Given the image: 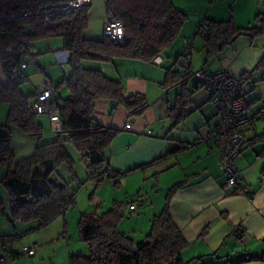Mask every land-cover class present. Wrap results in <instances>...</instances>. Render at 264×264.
Wrapping results in <instances>:
<instances>
[{
	"label": "trees",
	"instance_id": "16d2710c",
	"mask_svg": "<svg viewBox=\"0 0 264 264\" xmlns=\"http://www.w3.org/2000/svg\"><path fill=\"white\" fill-rule=\"evenodd\" d=\"M65 1L68 0H0V54L8 77V82L0 85V98L9 104L7 119L0 124V169L7 168L0 177V183L10 194L11 222L38 221V228L49 226L59 216L65 215L67 208L76 204L77 191L70 183L61 184L52 179L65 163L73 171L74 159L68 144L76 148L85 163L87 181H93L97 186L107 181L118 185L120 174L110 165L105 150L120 130L96 122V101L109 98L115 104L124 106L130 116L142 115L150 105L145 93L126 94L121 80L109 77L100 68L86 66L85 62H114L123 58L155 63V58L174 44L188 19L173 0H108V17L121 20L125 27L126 41L117 44L105 33L100 39L85 37L92 0L90 5L76 13H54L52 6ZM256 18L260 26L246 28L239 27L233 16L223 21L203 19L205 24L201 21L200 25L204 26L205 33L200 35L205 40L208 53L218 52L239 34L264 33V13ZM55 36L63 37L62 49L69 54L71 69V75L55 86L62 129L55 140L38 144L32 155L15 161L12 127L18 126L25 133L41 137L43 124L37 117L39 114L29 111L30 93L21 89L27 80L25 75L15 78L12 73V68L25 59V54L18 52L14 46L23 39L33 42L34 39ZM262 66L264 58L257 68ZM191 77L190 72L168 68L166 79L161 83L167 88L182 87L175 102L168 108L172 129L190 114L188 106L192 93L188 85ZM198 85L201 84L198 82ZM63 88H67L69 94L63 95L60 91ZM261 139L264 140V134ZM165 157L161 156L142 167L156 164ZM182 184L179 182L169 189L163 210L154 216L151 230L143 240L138 241L119 230L118 221L122 213L117 201L108 211L95 216L82 215L79 237L89 244L90 253L71 255L69 264H188L182 256L188 242L170 213V200ZM3 210L4 202L0 198V213ZM16 253L14 250L12 256ZM18 254L22 255L20 250ZM254 258L264 260V254L250 259Z\"/></svg>",
	"mask_w": 264,
	"mask_h": 264
},
{
	"label": "crops",
	"instance_id": "0c3cea01",
	"mask_svg": "<svg viewBox=\"0 0 264 264\" xmlns=\"http://www.w3.org/2000/svg\"><path fill=\"white\" fill-rule=\"evenodd\" d=\"M173 2L179 10L187 13L176 1ZM214 6L203 17L199 9L194 8L193 11L199 13H195L197 15L194 18L188 17L174 44L160 56L163 59L161 65L147 62L149 64L147 66L142 65L144 62L140 60L123 58H118L114 62L86 61L89 67L100 68L109 77L121 80L126 94L145 93L150 103L142 115L130 116L124 106L115 104L109 98H99L96 101L94 116L97 123L120 130L105 150L110 165L120 174L117 179L118 186L128 188L129 192L139 191L152 177L158 182L164 177L169 178L172 181L170 188L179 182L183 183L170 200V213L188 242V246L182 252L188 264H264L262 259H250L264 254V140L261 139L264 134V117H257L248 128L250 143L236 160L238 173L250 186L251 195L237 192L226 195L222 190L226 178L220 158L222 143L214 139L205 140L207 133L218 123L212 102V89L198 85L197 80L191 77L188 85L189 92L192 93L188 106L190 114L172 129L168 108L173 105L182 87L161 86L166 79L168 68L183 70L188 66L190 69H205L212 73L229 70L244 77L242 94L254 110L259 111L264 107V66L257 68L264 58V33L239 34L221 50L209 54L204 38L197 34L201 21L205 18L215 21L231 18L229 14L226 16L221 14ZM213 8L216 11H212ZM231 11L239 27L260 26V23L253 22V18L244 26L236 12ZM186 40L193 42L190 62H187L185 57ZM43 42H45L41 43L43 49L48 51V56H53L51 63L55 60L60 65L41 64L37 56L41 52V45L38 48L33 45L29 54L35 57L36 62L29 64L23 73L27 79L24 83L26 87L24 92L27 94L46 80H50L56 86L71 75L70 66H67L68 62L65 61L66 56L62 49L63 42L62 44ZM7 82L8 77L0 57V85ZM173 88H176L174 95L170 93ZM60 91L63 95L69 94L67 88ZM8 111L9 104L0 98V124L6 121ZM39 115H44L49 123L51 122L48 115ZM51 126L52 122L50 132L46 135V142L55 140L57 133L62 129L61 127L56 132ZM164 155L166 157L162 161L142 167ZM94 203L99 204V208L102 206L101 194L94 196ZM150 207L151 209L145 210V213L148 212L144 220L152 223L157 213L154 204ZM64 223L66 224V219ZM18 224L12 223L15 227L14 233L10 232L9 228L0 232L3 233L0 236H14L26 229L24 226L19 227ZM47 231L38 235L36 232L33 236L37 238H33V241L38 239L45 245L55 240V238L46 240L45 237L49 234ZM22 239L24 238L20 241ZM73 249L71 247L72 254L79 253ZM15 250L17 253L10 257L12 259L21 256L18 254L20 247H15ZM35 263L43 264L44 261L36 260Z\"/></svg>",
	"mask_w": 264,
	"mask_h": 264
},
{
	"label": "rangeland",
	"instance_id": "374dc122",
	"mask_svg": "<svg viewBox=\"0 0 264 264\" xmlns=\"http://www.w3.org/2000/svg\"><path fill=\"white\" fill-rule=\"evenodd\" d=\"M176 1L179 6L185 9L189 17H196L195 13H202V17L208 14V11L212 6L215 7L217 11L226 16L229 14V17L232 16V11L236 12L237 16L240 19L241 24L244 26L249 24V20L253 22H258L256 15L260 12H264V0H173ZM185 2V3H184ZM188 2V3H187ZM198 8L199 12H194V8ZM213 8L212 11L215 10ZM215 10V11H216ZM231 13V14H230ZM223 16V15H220ZM107 10H106V0H92V5L90 6V23L88 29L85 31L84 35L87 38L100 39L104 35V23L107 19ZM237 23V22H236ZM238 25V24H237ZM239 26V25H238ZM198 30V29H197ZM198 34V33H197ZM198 36H201L198 34ZM43 41H49L53 44H62L63 37L55 36L50 38H38L34 39L32 44L38 48ZM42 48V49H41ZM34 49V48H33ZM36 50V49H35ZM40 54L37 56L40 58L41 64H47V66H52L51 64H57L55 60L54 63H51V58L53 56H48V51L43 49V45L40 46ZM32 52H34L32 50ZM54 53V51H52ZM51 52V53H52ZM1 57V54H0ZM25 59L34 60L31 64L35 63L36 59L31 54H25ZM50 59V60H49ZM141 61V60H140ZM142 65L149 66L150 63L147 61ZM146 62V63H145ZM86 65V62H85ZM36 66V65H34ZM44 66V65H43ZM67 66H69L67 64ZM89 66V65H86ZM62 73V71H61ZM194 77V76H193ZM193 77L191 79H193ZM195 78V77H194ZM24 83L21 85L22 91H25ZM65 90V89H64ZM173 90V91H172ZM170 93L175 94L176 88H173ZM65 93V92H64ZM39 121L43 123V134L41 137L25 133L18 126L12 127V148L14 153L15 161H19L23 158H26L34 152L35 148L40 143L46 142V135L50 132V124L48 119L44 115L37 116ZM7 119V118H6ZM52 127V126H51ZM68 150L70 151L74 159V168L73 171L68 164H63L58 168V171L53 174L52 179L57 180L59 183L69 182L72 189L76 190V204L74 207L65 214L59 216L49 227L38 228V221H33L29 223H19L18 226H24L28 233L23 235L21 238H24L20 241L21 238L16 242L15 247H20L33 244L35 242L43 245L38 248V252L35 255L27 256L21 255L18 258L12 259L9 258L7 261L1 264H34L36 260L44 261L43 264H69L71 255H89L90 247L89 244L79 237V220L82 215L95 216L96 213H102L110 210L114 202L117 201L121 206L120 210L122 216L118 221V228L120 231L127 232L129 235L134 237L136 240H143L146 235L150 232L152 223L150 221H145V210L151 209V205H155L156 213L159 214L162 211V206H164L165 198L168 195L169 188L172 186L170 179L164 177L161 182L156 181L153 177L146 183L145 187H142L139 191L129 192L128 188H121L118 185H115L114 182H104L100 186L93 181H87V167L85 163L81 160L76 148L72 144L67 145ZM6 167L0 169V177L6 172ZM3 174V175H2ZM171 184V185H170ZM174 184V183H173ZM102 195V206L98 208V205L94 203V195ZM0 198L4 202V210L0 213V232L11 229L10 232L15 231V227L12 225V203L8 190L5 186L0 183ZM143 202V206L139 208L137 212L131 214L126 213L127 207H129L132 202ZM152 202V203H151ZM150 207V208H148ZM66 219V224L64 220ZM4 226H6L4 228ZM48 229V231H47ZM49 233L45 237L46 240L55 238V240L45 245L42 241L38 239L33 241V235L36 233L42 234ZM3 234V233H0ZM66 236V237H64ZM20 241V243H18ZM49 242V241H48ZM73 251L79 252L77 254H72L70 251L71 247ZM18 245V246H17ZM63 249V250H62ZM36 264V263H35Z\"/></svg>",
	"mask_w": 264,
	"mask_h": 264
},
{
	"label": "built area",
	"instance_id": "2783aa9c",
	"mask_svg": "<svg viewBox=\"0 0 264 264\" xmlns=\"http://www.w3.org/2000/svg\"><path fill=\"white\" fill-rule=\"evenodd\" d=\"M108 1V0H106ZM91 0H68L52 6L54 13L72 14L79 11L86 5H90ZM201 24H205L202 21ZM104 33L117 44L126 41L124 23L121 20L107 18L104 23ZM198 34L205 33L203 25L197 30ZM186 61L190 62L192 53V40H186ZM32 42L28 39L21 40L14 46L18 52L29 54L32 49ZM65 52L68 62L69 54ZM34 61V60H33ZM32 60L24 59L12 68L15 78L24 73V70ZM63 61V63L65 62ZM155 63L161 65L163 59L159 56L155 58ZM63 65V64H62ZM184 72H190L195 79L204 87L211 88L212 102L215 107L218 123L207 133L205 140H219L221 146V163L224 167L226 178L222 184V190L226 195L237 192L242 195H251V188L246 180L239 175L236 160L238 156L248 147L249 137L247 130L255 122L257 117H264V107L255 111L253 106L245 99L242 94L243 80L240 76L233 74L229 70H220L209 72L205 69L183 68ZM29 111L34 114H46L50 117L54 131L58 132L62 127V121L59 114L58 98L55 85L46 80L41 83L28 98ZM264 159V153H263ZM143 202H132L127 207L126 212L131 214L139 210ZM70 209H66V213ZM27 231H21L16 236H0V264L7 261L15 250L16 242L20 237L27 234ZM41 245L37 242L22 246L20 252L22 255H34Z\"/></svg>",
	"mask_w": 264,
	"mask_h": 264
}]
</instances>
